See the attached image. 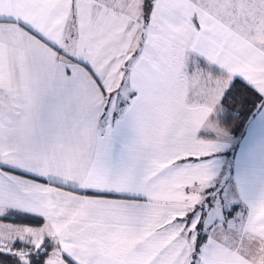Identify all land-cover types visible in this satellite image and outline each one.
<instances>
[{"label":"snow or ice","instance_id":"obj_1","mask_svg":"<svg viewBox=\"0 0 264 264\" xmlns=\"http://www.w3.org/2000/svg\"><path fill=\"white\" fill-rule=\"evenodd\" d=\"M232 7L143 0L124 36L93 41L65 0H0V264H264V49ZM173 105L194 147L166 167L192 179L155 220L148 149Z\"/></svg>","mask_w":264,"mask_h":264},{"label":"crops","instance_id":"obj_2","mask_svg":"<svg viewBox=\"0 0 264 264\" xmlns=\"http://www.w3.org/2000/svg\"><path fill=\"white\" fill-rule=\"evenodd\" d=\"M73 0H65V9L70 11L75 17L77 24L72 25V31L79 32V24L83 23L89 32L92 40L112 39L118 36H124L127 31L135 25V18L130 13L113 7L110 3L104 0H75L79 7L68 8V5ZM188 6L192 9L201 8L195 0H188ZM187 6L177 7L174 9V14L179 17L181 12ZM204 8V7H203ZM206 9V8H205ZM211 14L218 16L212 11L206 9ZM234 27V26H233ZM240 43L249 49H264L257 45L251 37L244 34L238 29ZM139 35V30L136 33ZM70 51L79 52L80 44L73 42L69 48ZM91 58V57H90ZM99 66V65H98ZM113 63H109L100 68L105 79L118 80L119 77L113 72ZM113 86H115L113 84ZM176 87H179L177 81ZM195 114L184 108L177 106H169L161 115V134L157 143L150 149L149 154L155 155L159 161L158 168L163 169L159 175L153 178L152 183L155 185L154 194L156 199L152 202L155 208L154 219L163 220L171 218L182 207L181 201L185 199L183 184H191V177H186L183 180H177L172 173L169 172L166 165L170 164L176 155H184L194 147V139L192 128L194 125ZM174 251V250H173ZM165 253H168L167 256ZM112 258L119 262L123 258V253L119 248H116L111 253ZM160 258L171 260L172 252L165 249L160 253ZM226 260V257H222Z\"/></svg>","mask_w":264,"mask_h":264},{"label":"rangeland","instance_id":"obj_3","mask_svg":"<svg viewBox=\"0 0 264 264\" xmlns=\"http://www.w3.org/2000/svg\"><path fill=\"white\" fill-rule=\"evenodd\" d=\"M110 3L113 7L130 13L131 16L140 15V5L143 0H104ZM200 6L212 11L222 17L219 11V3L223 0H195ZM233 7L231 12L233 16L223 17L226 20L235 19L234 27L244 32L251 37L260 47L264 48V0H231ZM240 4L244 5L241 10Z\"/></svg>","mask_w":264,"mask_h":264}]
</instances>
